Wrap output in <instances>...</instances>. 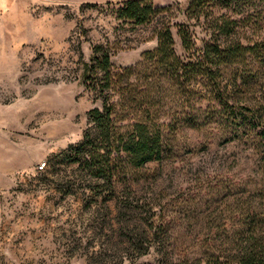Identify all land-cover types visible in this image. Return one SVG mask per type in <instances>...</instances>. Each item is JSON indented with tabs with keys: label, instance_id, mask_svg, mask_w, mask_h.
Returning <instances> with one entry per match:
<instances>
[{
	"label": "rangeland",
	"instance_id": "rangeland-1",
	"mask_svg": "<svg viewBox=\"0 0 264 264\" xmlns=\"http://www.w3.org/2000/svg\"><path fill=\"white\" fill-rule=\"evenodd\" d=\"M106 1L116 0H0V264H162V254H202L224 226L264 220V0L203 6L209 19H237L259 52L223 68L226 106L210 92L196 95L201 130L183 121V88L166 82L165 157L117 175L113 198L58 155L93 130L89 111L101 106L84 82L94 45L108 43L116 68L157 45L155 21L134 30ZM153 2L208 37L206 21L184 16L190 0ZM173 33L184 54L176 26ZM156 222L161 240L141 254L130 242L147 247Z\"/></svg>",
	"mask_w": 264,
	"mask_h": 264
},
{
	"label": "trees",
	"instance_id": "trees-1",
	"mask_svg": "<svg viewBox=\"0 0 264 264\" xmlns=\"http://www.w3.org/2000/svg\"><path fill=\"white\" fill-rule=\"evenodd\" d=\"M208 0H190L184 12L187 19L206 21V39L198 38L185 23H175L169 14V5H155L153 0L106 1L110 12L121 24L137 26L156 22L152 37L157 45L145 50L135 64L116 68L107 44L94 45L91 61L86 65V87L101 101L89 111L93 130L84 132L80 141L69 144L58 155L66 163L78 164L87 173L96 189H109L107 198L116 194L117 175L128 174L127 168H141L165 157L162 127L166 124L161 113L167 102L166 82L183 88L186 97L183 121L201 130V107H196V95L210 92L220 105H227L228 84L223 82V68L258 54L260 41H253L236 28L237 19L202 13ZM96 5V4H95ZM186 13V15H185ZM181 39L184 54L175 48L173 27ZM222 74V75H221ZM209 89L202 92L205 86ZM211 85V86H210ZM123 201L128 205L130 202ZM152 232L145 233L148 240L144 247L139 237L133 247L141 254H149L154 242L163 233L161 223H151ZM210 227V226H209ZM223 228L221 239H210L202 254L193 257L167 258L162 254V264H264V220L243 223L230 229ZM212 232V228H209ZM143 238V237H142ZM161 256V255H160Z\"/></svg>",
	"mask_w": 264,
	"mask_h": 264
},
{
	"label": "built area",
	"instance_id": "built-area-1",
	"mask_svg": "<svg viewBox=\"0 0 264 264\" xmlns=\"http://www.w3.org/2000/svg\"><path fill=\"white\" fill-rule=\"evenodd\" d=\"M44 166V163H42L41 165H40V168H42Z\"/></svg>",
	"mask_w": 264,
	"mask_h": 264
},
{
	"label": "bare ground",
	"instance_id": "bare-ground-1",
	"mask_svg": "<svg viewBox=\"0 0 264 264\" xmlns=\"http://www.w3.org/2000/svg\"><path fill=\"white\" fill-rule=\"evenodd\" d=\"M45 164V163H44Z\"/></svg>",
	"mask_w": 264,
	"mask_h": 264
}]
</instances>
